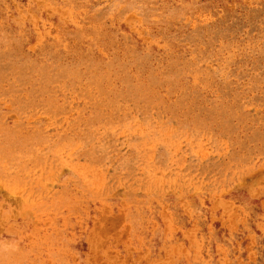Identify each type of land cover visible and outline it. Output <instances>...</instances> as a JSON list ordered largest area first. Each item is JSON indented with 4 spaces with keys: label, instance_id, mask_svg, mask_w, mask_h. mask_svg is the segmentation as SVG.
<instances>
[{
    "label": "rangeland",
    "instance_id": "obj_1",
    "mask_svg": "<svg viewBox=\"0 0 264 264\" xmlns=\"http://www.w3.org/2000/svg\"><path fill=\"white\" fill-rule=\"evenodd\" d=\"M0 264H264V0H0Z\"/></svg>",
    "mask_w": 264,
    "mask_h": 264
}]
</instances>
